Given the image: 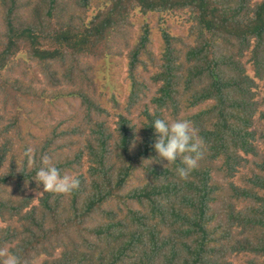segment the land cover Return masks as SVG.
Returning <instances> with one entry per match:
<instances>
[{"label": "trees", "instance_id": "1", "mask_svg": "<svg viewBox=\"0 0 264 264\" xmlns=\"http://www.w3.org/2000/svg\"><path fill=\"white\" fill-rule=\"evenodd\" d=\"M155 119L204 140L186 180ZM44 155L79 187L44 193ZM0 252L264 264V0H0Z\"/></svg>", "mask_w": 264, "mask_h": 264}, {"label": "clouds", "instance_id": "2", "mask_svg": "<svg viewBox=\"0 0 264 264\" xmlns=\"http://www.w3.org/2000/svg\"><path fill=\"white\" fill-rule=\"evenodd\" d=\"M157 139L154 151L160 161H166L168 166L181 158V167L177 174L181 179H187L198 166L205 151V142L199 136L197 129L187 119L167 122L165 119H155L152 126ZM135 145H133L134 147ZM28 164H34V149L29 147L24 153ZM37 185H43L45 192L67 195L79 187V178L75 175L61 174L52 163L50 157L41 158V167L34 179ZM0 264H22L21 258L12 252H0Z\"/></svg>", "mask_w": 264, "mask_h": 264}, {"label": "rangeland", "instance_id": "3", "mask_svg": "<svg viewBox=\"0 0 264 264\" xmlns=\"http://www.w3.org/2000/svg\"><path fill=\"white\" fill-rule=\"evenodd\" d=\"M155 46H157V41L155 42ZM123 77H124V70L120 74V79H122Z\"/></svg>", "mask_w": 264, "mask_h": 264}]
</instances>
